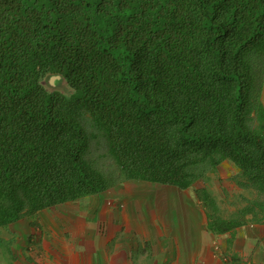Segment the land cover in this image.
<instances>
[{
    "label": "trees",
    "instance_id": "16d2710c",
    "mask_svg": "<svg viewBox=\"0 0 264 264\" xmlns=\"http://www.w3.org/2000/svg\"><path fill=\"white\" fill-rule=\"evenodd\" d=\"M263 80L264 0H0V227L124 181L184 190L225 160L254 196L225 220L196 190L207 228L264 221Z\"/></svg>",
    "mask_w": 264,
    "mask_h": 264
},
{
    "label": "crops",
    "instance_id": "0c3cea01",
    "mask_svg": "<svg viewBox=\"0 0 264 264\" xmlns=\"http://www.w3.org/2000/svg\"><path fill=\"white\" fill-rule=\"evenodd\" d=\"M250 218L215 233L196 191L124 181L10 223L17 234L0 233V264H264V221Z\"/></svg>",
    "mask_w": 264,
    "mask_h": 264
},
{
    "label": "rangeland",
    "instance_id": "374dc122",
    "mask_svg": "<svg viewBox=\"0 0 264 264\" xmlns=\"http://www.w3.org/2000/svg\"><path fill=\"white\" fill-rule=\"evenodd\" d=\"M44 84L49 90L57 89L65 94H69L71 90L64 79H62L59 75H48L44 79ZM263 88L264 80L262 89ZM252 115H254V113ZM86 128L89 132L94 131L89 125H86ZM101 140L102 139L100 136H90L91 148L89 151V158L92 159V161L100 169L109 171L110 169H112V160L106 157L103 153L105 151V146L103 145V141ZM235 175L236 169L232 165V163L229 161H223L215 168L214 171L206 172L202 179L196 181L188 189L194 192L198 189H201L205 185H207L209 189L210 187H212L211 190L215 194L216 199L220 205V214L225 218H232L235 217L238 214L239 210H241V208L246 204V199H251L254 196L253 191L249 189H241L235 184ZM236 190L240 191V198L239 195L234 192ZM1 232H5L6 234L11 236L17 234V232L12 233L11 229L6 226L0 228V233Z\"/></svg>",
    "mask_w": 264,
    "mask_h": 264
}]
</instances>
